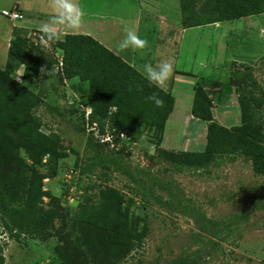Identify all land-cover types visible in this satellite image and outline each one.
I'll return each instance as SVG.
<instances>
[{
	"label": "rangeland",
	"instance_id": "rangeland-1",
	"mask_svg": "<svg viewBox=\"0 0 264 264\" xmlns=\"http://www.w3.org/2000/svg\"><path fill=\"white\" fill-rule=\"evenodd\" d=\"M9 1L5 0L4 4ZM147 2L152 11L161 9L170 16L176 15L179 0ZM202 2L197 0L194 14L205 17L210 26H196L184 33L180 49L184 47L188 52L183 51L180 60L186 59L189 65L193 58L201 60L200 68L193 67L196 70L193 74L196 81L206 80L205 91L212 100L213 117L226 127L241 123L237 93L232 87L231 93L226 94L211 83L228 84L233 70L245 68L242 65L250 68L259 87L256 96L262 101L264 130V38L261 36L264 12L220 20L213 1L212 5L204 3V9ZM11 8L7 6L8 10ZM178 15L181 16L180 8ZM109 30L118 29L115 26ZM116 31L108 32L112 41L109 42L118 46L121 41ZM122 37L120 34L121 40ZM44 51L47 55L41 67L44 70L40 69L36 84L29 88L35 92L41 86L45 88V103L35 114L40 116L43 132L59 137L60 156L55 173L42 180V188L48 192L42 197V206L52 210L54 217L49 234L21 235L18 241L9 237L0 225V245L6 264H91L93 256L85 240L94 234V227L77 216L78 206L96 204L101 191L110 188L122 195L129 229L142 232L143 236L140 241L134 239L128 244L130 239L109 233L111 237L105 239L108 249H103L101 244L93 253L98 264H264V165L261 164L264 157L256 162L242 153L223 154L207 168L179 170L166 161L149 157L156 154L161 132L145 125L135 134L120 131L122 138L117 140L116 148H111L99 140L106 132L113 135L120 132L106 124L104 133L99 132L98 137L90 133L92 124L86 117V111L91 109L88 82L73 77L60 83L55 72L48 76V61L60 60L62 51L51 44ZM123 51L128 53L129 49ZM22 71L21 65L11 76L20 80L17 78ZM179 81L182 84H177L178 91L191 96L177 95L166 133L177 145L188 131L195 146L202 133L203 146L197 144L198 149L199 146L204 149L206 124L194 123L187 113L193 99V77L183 76ZM216 94L226 101L217 102ZM195 124H202V130ZM91 137L101 144L100 149L89 147L87 142ZM259 145L264 148V140ZM179 147L176 151L187 148ZM193 148L191 151H198ZM20 155L24 156L22 150ZM70 166L74 173L68 179L64 174ZM39 169L46 172L47 168ZM116 252L124 256L117 259Z\"/></svg>",
	"mask_w": 264,
	"mask_h": 264
},
{
	"label": "trees",
	"instance_id": "trees-1",
	"mask_svg": "<svg viewBox=\"0 0 264 264\" xmlns=\"http://www.w3.org/2000/svg\"><path fill=\"white\" fill-rule=\"evenodd\" d=\"M212 1L220 20L264 12V0H204L202 4L212 5ZM196 2L194 0L190 7H183V12L187 13L183 16L195 21L205 18L194 14ZM11 33L7 60L0 68V225L9 237L18 241L21 235L41 237L49 234L54 212L42 206V197L48 194L42 188V180L55 173L60 152L59 137L52 132H43L40 116L35 114V110L45 103V88L41 86L37 92L29 88V85L36 84L47 55L28 37L26 28L13 26ZM50 44L60 47L62 66L56 70L58 61L50 58L48 76L55 72L60 83L73 77L88 82L87 97L91 109L87 120L89 124L96 123L101 134L107 124L110 129L129 134L138 133L145 125L159 130L162 135L174 106L170 92L150 86L133 66L90 35L64 34ZM21 65V78L16 80L11 74ZM241 67L245 68L233 70L228 84L211 83L213 87L225 90L226 94L235 88L240 125L226 127L213 117L212 100L205 91L206 80L199 78L193 86L190 113L206 124L204 150L174 151L158 145L155 156L149 157L166 161L179 170L207 168L223 154L242 153L261 162L264 157V148L259 145V141L264 140L260 114L262 101L256 96L259 87L250 68ZM52 87L56 91V86ZM154 92L164 101L162 107L147 100ZM216 96L217 102L226 101V98ZM114 139L117 142L119 138ZM87 143L91 148L102 147L93 137ZM21 150L24 156L20 155ZM261 164L264 165V160ZM41 166L47 168L46 172L39 169ZM122 200L118 190L110 188L101 191L96 204L78 206L77 216L94 227V234L85 240L93 256L91 264H98L97 255L93 253L101 244L103 249H108L105 239L111 237V232L130 239L128 244L131 240L142 239V232L129 229ZM116 253L117 259L124 256L122 252ZM0 264H6L1 245Z\"/></svg>",
	"mask_w": 264,
	"mask_h": 264
},
{
	"label": "crops",
	"instance_id": "crops-1",
	"mask_svg": "<svg viewBox=\"0 0 264 264\" xmlns=\"http://www.w3.org/2000/svg\"><path fill=\"white\" fill-rule=\"evenodd\" d=\"M4 2L5 0H0V68L5 66L7 60L13 26H21L26 28L29 32L40 33L39 26L45 21H48L53 14L50 0H10L7 5H5ZM191 2H194V0H179L178 8L181 9V16L178 15V8H176L177 5L175 6V14L177 16H167V14L161 9L156 10V12L152 11L147 0H75V3H77L86 13L83 18V24L76 32H73L68 28H64L63 32L64 34L90 35L115 54L119 55L124 61L133 66L140 73V69H142L143 64L146 62H151L155 65L161 60L169 61L173 66V73L167 81L164 90L170 92L174 97L175 106L177 95L180 97L188 95H183V92L178 91L177 84H182V81L180 82L179 80H181L183 76H192L195 83L196 74L193 73L196 72V70H194L193 67L198 66L200 68L201 66V60H194L193 58L191 60V65L187 63L186 59L180 60L181 56L184 54L183 51L188 52L186 49L184 50V47L181 51V39L184 33L196 28V26H210V23L206 18L195 21L191 20L189 17L183 16V14H187L183 12V7H190ZM9 5L10 7L18 8L19 12L22 14L21 20L13 21L2 14V11L7 10V6ZM115 26L118 29L117 31L109 30ZM106 28L109 33L117 32V36L119 35L118 41H121L120 34L123 35L122 39L126 35L125 28H130L133 31H136L142 39H146L148 41V46L144 49L129 48L128 53L120 51L116 44L111 43V35L106 32ZM179 67L181 70L177 69ZM19 78H21V76ZM191 105L187 112L188 116L194 121V123H200L202 120L191 115ZM171 113L165 122L159 146L174 151L179 149V146L182 145L187 147L184 151H191L192 147H194V150L198 149V144H201L200 141L203 140L202 133L199 135L202 139L199 142H196V146L194 144L195 142H193L194 140L188 135V131H186L182 141L178 140L177 145H175L174 141L172 142L173 139L166 133ZM197 125L199 124H195V126ZM201 125L199 126L202 130ZM200 146H203V144ZM200 146L198 151H203L204 149H201Z\"/></svg>",
	"mask_w": 264,
	"mask_h": 264
},
{
	"label": "clouds",
	"instance_id": "clouds-1",
	"mask_svg": "<svg viewBox=\"0 0 264 264\" xmlns=\"http://www.w3.org/2000/svg\"><path fill=\"white\" fill-rule=\"evenodd\" d=\"M50 6L53 9V14L48 21H45L39 26L41 40L43 42H55L64 34V28L71 29L73 32L80 29L86 13L75 3V0H50ZM125 33L126 35L117 46L118 50L123 51L129 48L144 49L148 46V41L142 39L136 31L125 28ZM261 36L264 38V29L261 30ZM43 70L44 69H41V71ZM140 71L150 86H154L163 91L167 81L173 73V66L167 60H161L155 65L151 62H146L143 64ZM17 79H19V77ZM147 100L151 101L156 107H162L164 103L155 92L148 96ZM132 155L134 156V154Z\"/></svg>",
	"mask_w": 264,
	"mask_h": 264
},
{
	"label": "built area",
	"instance_id": "built-area-1",
	"mask_svg": "<svg viewBox=\"0 0 264 264\" xmlns=\"http://www.w3.org/2000/svg\"><path fill=\"white\" fill-rule=\"evenodd\" d=\"M2 14L7 16L9 19L13 20V21H19L22 19V14L21 12H19L18 8L17 7H12L10 10H3L2 11ZM34 36V37H33ZM28 37H30L33 41H34V44L35 45H40L43 49H45V47H48L50 45V43H46V42H43L41 40V33H33V32H29L28 33ZM62 66V61L61 59L58 60V63L57 65H55V69L57 70L58 68H60ZM90 113V109L86 111V117H88ZM96 123H92V126H91V130H92V133H93V136L95 137H98V134H99V130L97 129L96 127ZM95 130V131H94ZM123 134L120 132L116 135H113V133H110V132H106L105 133V137L104 138H101V140H99L101 143H106L109 145V147H113V148H116L117 147V144L118 142L115 141V137L116 138H122ZM74 173V168L73 166H70V168L66 170L64 176L67 177L68 179L71 177V174Z\"/></svg>",
	"mask_w": 264,
	"mask_h": 264
}]
</instances>
